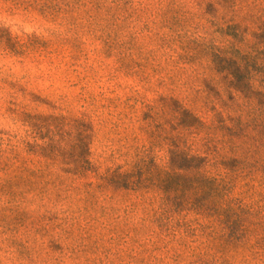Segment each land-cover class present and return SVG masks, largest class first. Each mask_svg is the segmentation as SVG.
I'll use <instances>...</instances> for the list:
<instances>
[{
	"label": "trees",
	"instance_id": "trees-1",
	"mask_svg": "<svg viewBox=\"0 0 264 264\" xmlns=\"http://www.w3.org/2000/svg\"><path fill=\"white\" fill-rule=\"evenodd\" d=\"M0 264H264V0H0Z\"/></svg>",
	"mask_w": 264,
	"mask_h": 264
}]
</instances>
